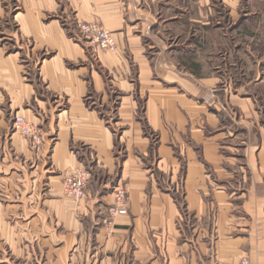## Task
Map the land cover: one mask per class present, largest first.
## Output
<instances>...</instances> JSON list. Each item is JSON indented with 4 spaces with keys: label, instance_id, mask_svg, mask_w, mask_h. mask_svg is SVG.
Here are the masks:
<instances>
[{
    "label": "crops",
    "instance_id": "obj_1",
    "mask_svg": "<svg viewBox=\"0 0 264 264\" xmlns=\"http://www.w3.org/2000/svg\"><path fill=\"white\" fill-rule=\"evenodd\" d=\"M191 1L0 0V264H264V123L197 49L209 0L199 21ZM93 20L117 53L85 40ZM77 169L80 202L63 192ZM119 187L128 215L109 222Z\"/></svg>",
    "mask_w": 264,
    "mask_h": 264
},
{
    "label": "rangeland",
    "instance_id": "obj_2",
    "mask_svg": "<svg viewBox=\"0 0 264 264\" xmlns=\"http://www.w3.org/2000/svg\"><path fill=\"white\" fill-rule=\"evenodd\" d=\"M184 4L182 1L181 10L187 11L189 7ZM191 4L196 12L191 16L198 18V21L201 20V5L199 2L194 3L193 0ZM206 12L210 13L209 19L201 20V22H208L209 28H213L211 31H206L201 22L190 26L191 33L193 31L194 36L196 35L197 49L201 50L198 42L204 43V38L207 40L205 46L208 48L212 43L213 51H209L210 57L213 63L218 65L211 69L212 72L224 76L231 89L237 86L242 88L244 93L254 95L253 98L256 100L262 123H264V0H209ZM206 12L202 11V13ZM183 18L187 17L183 16ZM180 28L177 43L184 46L190 43L189 36L182 33L185 32L183 29L186 28V24L182 22L179 30ZM212 31H214L213 36ZM213 44L221 48L215 49ZM201 52L204 54V49ZM200 53L198 52L197 56ZM13 122L12 116L11 133L16 134L13 130ZM39 127L44 136L42 126ZM16 136L24 138L20 134ZM44 148L45 145L42 149Z\"/></svg>",
    "mask_w": 264,
    "mask_h": 264
},
{
    "label": "built area",
    "instance_id": "obj_3",
    "mask_svg": "<svg viewBox=\"0 0 264 264\" xmlns=\"http://www.w3.org/2000/svg\"><path fill=\"white\" fill-rule=\"evenodd\" d=\"M80 32L86 41L101 51L117 53V45L112 33L97 20L80 23ZM13 130L24 137L32 151L38 153L45 145L44 136L38 124L28 121L17 114L14 117ZM91 180V173L86 169H77L67 174L63 179V192L67 198L76 202L86 197V191ZM129 196L125 188L115 190L114 203L109 207L107 221L112 222L117 217L128 215ZM230 264H252L248 257Z\"/></svg>",
    "mask_w": 264,
    "mask_h": 264
}]
</instances>
